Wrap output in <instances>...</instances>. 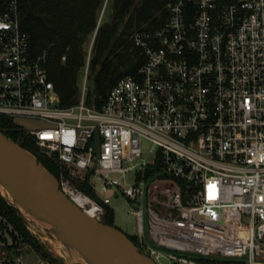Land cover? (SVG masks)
<instances>
[{
    "label": "built area",
    "instance_id": "2783aa9c",
    "mask_svg": "<svg viewBox=\"0 0 264 264\" xmlns=\"http://www.w3.org/2000/svg\"><path fill=\"white\" fill-rule=\"evenodd\" d=\"M166 7L162 28L131 36L143 62L101 109L85 105L90 49L79 100L63 108L45 52L30 56L17 0H8L0 118L45 124L24 133L58 164V189L95 206L93 219L102 222L103 208L65 173L94 192V179L103 193L119 189L134 205L135 247L154 264H264V0ZM130 173L132 184L119 187Z\"/></svg>",
    "mask_w": 264,
    "mask_h": 264
},
{
    "label": "trees",
    "instance_id": "16d2710c",
    "mask_svg": "<svg viewBox=\"0 0 264 264\" xmlns=\"http://www.w3.org/2000/svg\"><path fill=\"white\" fill-rule=\"evenodd\" d=\"M171 1L17 0V12L20 28L29 36L30 56L46 54V68L58 92L60 107L71 108L78 102L88 46L92 42L85 105L101 109L111 87L121 77L134 75L143 62L131 36L136 31L150 32L162 28L168 15L166 4ZM220 2L230 5L235 0ZM7 3L8 0H0V14ZM108 4L111 11L107 18ZM13 121L0 118V132L36 157L38 163L57 180L60 173L58 164L53 158L38 153L32 138ZM65 174L68 175L67 172ZM80 188L87 197H95L88 179ZM98 204L104 210L103 224L115 226L113 210ZM0 215L19 238L25 243L31 241L19 220L17 209L1 196ZM128 237L136 245V239Z\"/></svg>",
    "mask_w": 264,
    "mask_h": 264
},
{
    "label": "water",
    "instance_id": "95a60500",
    "mask_svg": "<svg viewBox=\"0 0 264 264\" xmlns=\"http://www.w3.org/2000/svg\"><path fill=\"white\" fill-rule=\"evenodd\" d=\"M0 187L16 205L51 227L55 237L87 264H154L128 235L73 204L37 158L1 132Z\"/></svg>",
    "mask_w": 264,
    "mask_h": 264
},
{
    "label": "rangeland",
    "instance_id": "374dc122",
    "mask_svg": "<svg viewBox=\"0 0 264 264\" xmlns=\"http://www.w3.org/2000/svg\"><path fill=\"white\" fill-rule=\"evenodd\" d=\"M110 5L106 8L110 14ZM91 42V40H90ZM92 42L88 46L90 49ZM79 100V98H78ZM22 131H37L44 127L45 124L40 121L28 119H16L13 121ZM147 146L146 143L143 144ZM38 153H42L41 150ZM43 154V153H42ZM145 158V156H144ZM68 177L73 186L78 188L83 194L84 191L80 185L86 182V179L80 174L73 172L68 173ZM133 182V174L130 173L122 178H117L118 186L126 188ZM95 197H90L94 201L109 206L113 210L114 225L122 233L130 237H134L136 233V219L133 216V204L128 202L121 196L119 189H111L106 193L101 192L99 183L94 179ZM90 185V183L88 182ZM0 196L7 201L8 204L14 206L18 211L19 220L25 230V233L31 238V241L24 242L19 238L11 226L5 222L0 231V264H87L82 257L71 247L63 244L55 237L51 227L43 221L36 219L27 210H23L16 205L12 198L0 187ZM100 205V204H99ZM101 206V205H100ZM102 207V206H101ZM104 215L101 216V220ZM103 222V220H102ZM147 234V225L145 223V235ZM192 255H189L191 257ZM258 260L264 262V257Z\"/></svg>",
    "mask_w": 264,
    "mask_h": 264
},
{
    "label": "bare ground",
    "instance_id": "6f19581e",
    "mask_svg": "<svg viewBox=\"0 0 264 264\" xmlns=\"http://www.w3.org/2000/svg\"><path fill=\"white\" fill-rule=\"evenodd\" d=\"M74 199H75V203L78 204V206L82 208L88 216H91V217L95 216L96 208L93 204L89 202L88 199L80 197V196H76L74 197Z\"/></svg>",
    "mask_w": 264,
    "mask_h": 264
},
{
    "label": "flooded vegetation",
    "instance_id": "af4514ba",
    "mask_svg": "<svg viewBox=\"0 0 264 264\" xmlns=\"http://www.w3.org/2000/svg\"><path fill=\"white\" fill-rule=\"evenodd\" d=\"M117 228V227H116ZM118 229V228H117Z\"/></svg>",
    "mask_w": 264,
    "mask_h": 264
}]
</instances>
